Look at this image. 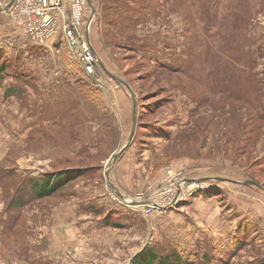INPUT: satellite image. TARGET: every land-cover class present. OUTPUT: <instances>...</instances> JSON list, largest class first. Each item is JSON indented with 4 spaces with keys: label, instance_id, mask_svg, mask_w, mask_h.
<instances>
[{
    "label": "rangeland",
    "instance_id": "374dc122",
    "mask_svg": "<svg viewBox=\"0 0 264 264\" xmlns=\"http://www.w3.org/2000/svg\"><path fill=\"white\" fill-rule=\"evenodd\" d=\"M157 1L158 8L153 9L155 0H146L134 10L142 16L146 10L164 9L163 29L150 28L148 20V28L138 34L160 32L156 58L161 65L172 64V72L156 69L154 58L118 47L124 34L102 27L104 17L112 18V13L102 19L98 14L110 0H91L95 13L90 39L105 67L98 61L92 72L59 33L33 43L24 36L20 21L0 14V61L8 66L0 85V168L14 165L17 173L40 178L56 167L85 172L63 196L27 195L17 211L20 234L11 236L4 235L7 215L0 183V264H133L153 246L165 253L176 250L195 263L264 264V98L255 95L260 89L264 93V0ZM171 5L178 9L171 11ZM189 39L192 51L180 65ZM162 41L169 46L162 49ZM113 76L129 85L140 114L130 144L111 164L109 159L126 143L133 125L131 92ZM79 83L99 96L91 99L81 93L75 87ZM15 87L19 92L8 93ZM81 108L86 116L95 114L86 126L95 135L87 142L89 155H77L80 143L64 149L56 141L28 146L32 130H43L42 139L44 134L55 137L61 112L82 116ZM107 167L115 189L119 191L114 175L129 193L125 200L139 204L134 205L138 209L126 206L136 212H120L119 217L112 212L119 227L106 225L108 215L102 218L99 226L104 228L98 231L92 219L99 216L86 208L123 206L107 185ZM182 175L227 181L207 180L204 190L191 187L181 203L162 210L183 207L204 195L197 203L204 205L211 197L216 212L189 207V212L160 213L158 208L146 213L147 198L165 194L163 186ZM101 197L104 203L97 201ZM58 218L69 225L62 227ZM16 235L23 237L17 241Z\"/></svg>",
    "mask_w": 264,
    "mask_h": 264
},
{
    "label": "trees",
    "instance_id": "16d2710c",
    "mask_svg": "<svg viewBox=\"0 0 264 264\" xmlns=\"http://www.w3.org/2000/svg\"><path fill=\"white\" fill-rule=\"evenodd\" d=\"M110 4H105L101 6V12L98 10V14L102 19V15L104 16L106 12L110 11L112 13V18H109L108 15L104 17L102 20V27H104L105 31H110L113 34H124L122 40L118 41L116 44L120 48H129L133 49L137 53H141L140 55L145 58L149 56L150 58H154L158 63L157 68L159 70L165 72H172L173 66L172 64H159L157 57V52L159 48L157 47L158 37L160 36V32H155L154 34L150 35L149 37H143L139 35V30L142 31L140 28L147 29L148 26L145 24L146 21L151 20V27L153 29L154 26H159V29H163L165 24V11L162 9L159 12L157 10L148 12L146 10L142 16H139L134 8L137 4L142 6L145 5L146 0H110ZM156 4L153 7L158 8L161 4H158L159 1L155 0ZM178 5L173 6L171 5L170 10L174 11ZM149 8L150 6H146ZM180 7L185 8V6L181 3ZM176 11V10H175ZM150 14V18H146L147 15ZM159 19V20H158ZM186 21V18H184ZM109 21V22H107ZM187 24L190 21L187 20ZM94 25V24H93ZM93 25L91 26V33L93 31ZM188 26V25H187ZM185 34V33H184ZM92 40V38H91ZM108 43V42H106ZM162 49L167 48L169 46V42L162 41ZM93 44V41H92ZM94 47V44H93ZM95 48V47H94ZM192 51V43L189 39L188 47L182 51L181 61L179 64L182 65L184 62V57L186 54ZM187 57H185L186 59ZM238 60L242 57H236ZM187 62V61H186ZM251 63H246V66H250ZM185 65V72L188 69V64ZM8 66L3 64L0 61V85L3 83L5 76H7ZM263 79V80H262ZM262 81L264 82V77H262ZM84 83L75 84V87L80 89V92L86 95H89L91 99H95V96H99L97 90H93L89 88ZM13 88V87H12ZM8 89V93H12L15 91L16 93L19 92L15 87V89ZM82 88V90H81ZM232 92V91H231ZM255 95H258L260 99L264 98V93L262 90H258ZM85 98V97H84ZM27 100V99H26ZM24 101V100H23ZM81 101H84L81 98ZM28 102V101H27ZM27 102L25 103L27 105ZM138 102V101H137ZM86 104V103H85ZM140 108V107H139ZM97 109L94 111L95 113ZM80 114L82 116L77 115L74 112H69L68 115L64 116V113L61 112L59 116L60 126L57 128V132L55 137L51 136L48 137L44 134L45 139H42L43 130L34 129L28 135L30 148H36L38 143L45 141L46 143L51 141L60 142L59 144L62 145V149L68 146H76L80 143L77 147V155L84 156L89 155L88 153V146L87 142L88 139H94V130L91 128L86 127L89 122H92L95 118L94 115H85V111L80 110ZM98 114V113H97ZM139 114L140 110L138 109V116L137 120L139 121ZM73 116V117H72ZM81 120V121H79ZM91 124V123H90ZM92 125V124H91ZM74 126V128H73ZM105 126L104 120L101 122L99 129L103 132ZM81 127V128H80ZM79 128V132L78 129ZM100 132V131H99ZM97 134V133H96ZM50 139V140H49ZM99 140L101 136H99ZM52 144V145H56ZM67 157V156H66ZM14 164V163H13ZM85 172H83L80 168L74 167H60L55 168L53 171L46 172L43 174V177L40 178L39 176L29 175L28 173L20 174L16 171V166L12 165L9 167H1L0 168V183L3 185L4 190V200H5V208L4 212L7 215L6 219L3 221V225L5 226L4 235L11 236L12 234H20L17 229L16 225L21 222V215L18 214V207L23 203L24 199L27 198V195H32L37 199H45L50 198L52 195L56 194L57 196H63L62 191L68 192L70 185L73 184L74 181L79 180L81 176H83ZM54 179V184L52 185L51 182ZM20 186V187H19ZM73 186V185H72ZM215 191L209 192V194H213ZM55 195V196H56ZM112 225H116L113 223ZM25 234V233H22ZM23 236L16 235L17 241L22 239ZM19 244L23 245L24 241L21 240ZM133 264H205L204 262L195 263L193 260H184L176 250L165 253L159 251L158 248L155 246L151 247L150 251H146L144 254L139 255Z\"/></svg>",
    "mask_w": 264,
    "mask_h": 264
},
{
    "label": "built area",
    "instance_id": "2783aa9c",
    "mask_svg": "<svg viewBox=\"0 0 264 264\" xmlns=\"http://www.w3.org/2000/svg\"><path fill=\"white\" fill-rule=\"evenodd\" d=\"M6 3L7 0H0V6ZM6 13L22 23V32L30 42L44 43L59 33L89 72L96 68L99 60L87 38V29L91 30L93 23L87 0H15ZM183 176L169 186L164 185L165 194L162 191L158 196L152 194L147 198L145 212L175 206L186 196V190L190 191L191 187L204 190L208 186L206 181Z\"/></svg>",
    "mask_w": 264,
    "mask_h": 264
},
{
    "label": "crops",
    "instance_id": "0c3cea01",
    "mask_svg": "<svg viewBox=\"0 0 264 264\" xmlns=\"http://www.w3.org/2000/svg\"><path fill=\"white\" fill-rule=\"evenodd\" d=\"M0 14H3V13H0ZM2 100H3V98H2ZM0 103L3 104V102H0ZM112 179H114V182L116 184V187L119 189V191L120 190L122 191V192L121 191L120 192H121V194L123 196L129 194L125 189H122L118 185V182H117V179H116L115 175L112 177ZM110 180H111V176H110ZM104 195H105V193L100 194V196H104ZM202 196H204V195H199L198 197H196V199L191 200L189 202V204H187V205H185L183 207L181 206L180 208H177L176 207V208H173V209L162 210V211H160V213H167V212H189V210H187L189 207H191V209H195L197 212H202V213L203 212H216V210H215L216 200H213V198H211V197L205 200L206 202L204 203V205L201 204V202H198L197 203V199L198 198H201ZM105 199H106L105 197H101L97 201L104 203ZM116 201L120 205H123V206H119V204H117V206H119L118 209H114L112 206L113 205L115 206L116 204H113V205H110V206L103 204L105 206V211L101 209V205L98 206L97 208H95V206H93V205H92V207L86 208L87 210H89V212H94L93 213L94 215L99 216L97 218L92 219L93 222H96L95 223L96 224L95 229H98V231H101L104 228L103 226H99L100 225L99 222H101L102 221V218L104 219L107 215L109 216L110 219L107 220L106 225H108V226L112 225L113 224V221H114L113 219H111L112 218V216H111L112 212H116L117 213V217L121 216V213L120 212H127V211L136 212V211H134L132 209L126 208L127 205H125V203L122 204L123 202L121 200L120 201L122 203L119 200H116ZM57 220H58V224H61L62 227H64V226L67 227L69 225V223H68V221L66 219L63 220L61 218H58ZM116 221H119V220L116 219ZM75 223L78 224L77 222H75ZM115 227H119V226L116 225ZM107 229H110V228H107ZM72 230L75 232L73 226H72Z\"/></svg>",
    "mask_w": 264,
    "mask_h": 264
},
{
    "label": "water",
    "instance_id": "95a60500",
    "mask_svg": "<svg viewBox=\"0 0 264 264\" xmlns=\"http://www.w3.org/2000/svg\"><path fill=\"white\" fill-rule=\"evenodd\" d=\"M14 1L15 0H10L6 5L0 6V13L8 11L10 9V7L12 6V4L14 3ZM87 1H88L89 5H90V8H91V20H90V22L91 21L93 22V15H94L95 11H94V8H93V5H92L91 0H87ZM89 33H90V30L88 28L87 29V38L90 41ZM92 48H93L94 53L96 55V52H95V49H94L93 46H92ZM97 58H98V56H97ZM99 63H100L101 68H103L105 70V67L103 65V62L100 59H99ZM113 77L116 78L118 81H120L122 84H125L126 88H128V90L131 92V96H132V100H133V125H132L131 131H130V134L128 136V139H127L126 143L116 153H114L111 156V158L109 159V162L108 163H111V164H113L115 162V160L117 159V157L119 156V154H121L126 149V147L130 144V142L132 140L133 133H134L135 123H136V118H137V101L135 99V96H134L131 88L129 87L128 84H126V82L124 80H122L120 78H117L115 76H113ZM109 171L110 170L107 167L105 169V172H104L105 173V178H106L107 185L118 195V197L121 200H123L124 202H126L127 205H129V206L132 205L133 206V205L139 204V201L127 202L125 200V197L118 190L115 189V186L111 182ZM199 180H202V181H206V180L227 181V179L226 178H223V177H209V176L200 178ZM249 182L250 183H254L252 181H249ZM160 208L163 209V208H167V207H162L161 206Z\"/></svg>",
    "mask_w": 264,
    "mask_h": 264
},
{
    "label": "bare ground",
    "instance_id": "6f19581e",
    "mask_svg": "<svg viewBox=\"0 0 264 264\" xmlns=\"http://www.w3.org/2000/svg\"><path fill=\"white\" fill-rule=\"evenodd\" d=\"M142 204H144V203H142Z\"/></svg>",
    "mask_w": 264,
    "mask_h": 264
}]
</instances>
